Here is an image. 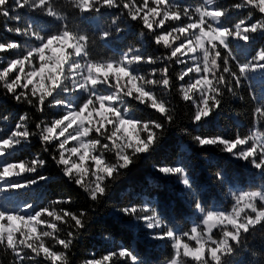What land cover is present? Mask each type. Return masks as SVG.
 Here are the masks:
<instances>
[{
  "label": "snow or ice",
  "instance_id": "6c2138e0",
  "mask_svg": "<svg viewBox=\"0 0 264 264\" xmlns=\"http://www.w3.org/2000/svg\"><path fill=\"white\" fill-rule=\"evenodd\" d=\"M8 4L9 0H0V16L19 23V17L10 15ZM209 5H214V0H205V5L198 6L195 9L198 18H194L190 8L185 6L181 9L169 0H73V7L82 14L99 13L102 8L110 10L122 7L127 10V18L130 21L142 24V28L152 34L156 45L170 49V55L162 58L164 61L174 59L177 64H185L186 59H191L194 67L188 66L186 70H182L179 79L184 80L189 74H196L194 82L189 80L186 85L181 86L183 100L195 105L191 117L193 122L200 121L220 104L225 88L235 94L234 86L239 87L241 78L249 71L264 70V48L245 63L237 61L238 71H234L230 64V60L236 59L230 47V38L249 41L252 39L251 34L264 32V22L249 23L240 20L231 28L221 24V18L231 9L239 10L251 6L264 13V0H242L241 3L233 4L231 9L209 8ZM23 8L43 10L48 16L58 17L50 0H14L13 11ZM184 18H187V23H184ZM168 21L176 22V26L164 31ZM112 23L116 24V20L113 19ZM5 27L9 32L34 39L37 43L23 47V51L16 58L8 60L6 66L0 69V87L17 103L33 105L38 111H43L45 105L62 110L61 118L54 119L50 124L36 125L41 141L51 143L53 139L59 140V158L53 155V159L58 165L64 166L63 174L69 180L84 187L92 201H98L104 195L105 181L117 169L127 167L131 157L147 152L165 126L161 120L140 121L129 117L127 109L121 108L124 98L129 97L146 107H151L158 111L164 120L173 122L172 109L166 107L165 101L159 99L148 87L171 88L173 85L168 75L171 65L166 64L163 69L153 68L148 76L142 75L134 65L155 64L156 59L140 55L139 49L136 48H129L119 59L93 60L88 52V35L73 30L67 22L59 31L53 33H43L30 23L24 27ZM157 29L162 30L160 34H157ZM120 31L121 28L117 26L115 32ZM98 35L101 39H108L113 33L101 31ZM141 35H144L143 31ZM175 41L180 43L176 45ZM21 47L15 41L0 42V53ZM221 49L227 54L222 55ZM157 76L160 78L157 79ZM59 93H79L83 94L85 99L78 105L65 103L64 100L56 98ZM49 97L51 101L48 100ZM94 115L98 119L93 120ZM253 115L257 120L264 119V104L258 105ZM3 119L7 120V117ZM27 119V115L20 116L11 132L0 138V157H5L8 150L27 142L35 135L25 123ZM69 129H73L74 134L70 133ZM92 132L96 133L97 138H90ZM69 139L77 141L78 147L66 149ZM193 139L201 146L221 147L222 151L250 161L255 168L264 169V141L255 133L250 136L237 134L235 139L201 136H194ZM47 150L45 148V151ZM65 151L70 153L71 157H78L79 162L70 163ZM93 151L98 154L93 155ZM108 151L115 153V160L111 163L104 159V153ZM89 157L94 167L85 166ZM44 164L45 161L39 158L27 162L0 163V192L24 188L36 183L38 179H44L37 177L25 182L12 179L35 172ZM159 171L166 175H177L181 178V183L189 185L181 167L163 166ZM89 177L94 179H89L86 186L85 178ZM233 196L235 204L231 212L205 210L197 202L195 207L202 214V225L196 224L189 231L180 233L172 229L165 230V225L154 208L133 205L116 210L142 221L150 230L151 238L171 242L174 256L169 264H185L184 258H191L196 264H224L225 257L234 253L242 244L245 234L264 222V190L240 191L238 194L233 193ZM61 211L62 215L55 209L49 210L46 207L33 214L31 205H24L15 212L0 208V245L12 250L17 258L16 264H25L26 260L35 262L41 254L44 259L51 261V264H67L66 251L72 245L73 232L68 233L70 239L55 237L65 252L51 250L41 238L51 237L58 232L57 221L67 223L70 219L75 222L72 227L78 230L83 227V217L87 213L81 211L77 215ZM45 213L51 220L44 218ZM40 225H46V229L51 231L45 228L38 231ZM213 229L220 231L219 239L215 238ZM185 237L187 241H195V246L185 241ZM36 241L41 242L36 244ZM24 249H30L34 255L22 254ZM116 259L136 264L133 254L122 247L109 252L102 260L94 259L88 264H114Z\"/></svg>",
  "mask_w": 264,
  "mask_h": 264
},
{
  "label": "trees",
  "instance_id": "16d2710c",
  "mask_svg": "<svg viewBox=\"0 0 264 264\" xmlns=\"http://www.w3.org/2000/svg\"><path fill=\"white\" fill-rule=\"evenodd\" d=\"M203 1L169 0L171 4L181 9L185 6L190 8L194 18H198L195 9L203 5ZM13 2L14 0H9L10 15L19 17L20 21L18 23L0 16V42L15 41L22 47L0 53V69L6 66L8 60L16 58L23 51V47L37 43L34 39L9 32L5 25L15 28L30 23L43 33H53L59 31L65 22L73 30L88 35V52L93 60L119 59L129 48H136L139 49L140 55L156 59L155 64L134 65L142 75L148 76L153 68L163 69L166 64L171 65L168 70L173 85L171 88L148 87L159 99L165 101L166 107L172 109L173 122L164 120L162 115L151 107H146L129 97L124 98L121 108H126L133 119L161 120L165 126L147 152L131 157L127 167L117 169L105 181L104 195L98 201H92L84 187L69 180L63 174L64 166L58 165L53 159V155L59 158V141L56 139L51 143L41 141L36 125L50 124L54 119L61 118V109L45 105L43 111H38L33 105L17 103L0 87V138L6 137L11 132L22 115H27L28 119L25 123L29 130L35 133L27 142L8 150L5 157H0V161L27 162L35 158L45 161V164L38 167L35 172L12 178L14 181L25 182L44 177L27 187L0 192V208L15 212L24 205H31L33 214L47 207L49 210L55 209L61 215V210L77 215L85 211L87 214L83 217V227L75 230L72 227L75 222L70 219L67 223L57 221L58 232L51 237L41 238L51 250L65 252L55 237L70 239L68 233L73 232L72 245L66 251L67 264H88L94 259L102 260L109 252L121 247L133 254L136 264H166L174 256L170 241L146 240L147 231L131 225L132 217L122 215L116 209L133 205L154 208L165 225V230L172 229L180 233L200 224L201 216L195 207L197 202L205 210L229 212L235 202L233 193L264 190V169L255 168L248 160L233 158L232 154L222 151L221 147L201 146L193 139L194 136L235 139L237 134L250 136L257 132L264 141V119L257 120L253 115L254 109L264 104V70L249 71L241 78L239 87H235L233 82L235 94L225 88L220 104L206 117L193 122L191 117L195 106L183 100L181 91V86L186 85L190 78L186 76L184 80L179 79L188 62L177 64L174 59L164 61L162 58L170 55V49L156 45L154 37L142 28V24L127 18V10L122 7L110 10L102 8L99 13L82 14L73 7V0H50L52 8L58 14L56 17L48 16L45 11L39 9L34 11L23 8L13 11ZM241 2L242 0H214V7L231 9L233 4ZM113 19L116 20V24L112 23ZM240 20L249 23L264 22V13L251 6L239 10L231 9L221 18V24L231 28ZM184 23H187V18H184ZM117 26L121 28L119 33L115 32ZM175 26L176 22L168 21L164 31ZM101 31H112L113 35L108 39H101L98 35ZM161 31L157 29V34ZM251 35L252 39L249 41L230 38V47L236 58L230 60L234 71H238L237 61L245 63L264 48V32ZM179 43L180 41H175L176 45ZM221 53L227 54L223 49ZM220 63L222 64V61ZM229 79L231 80V77ZM56 98L66 103L72 101L73 95L59 93ZM48 100L51 101V97ZM78 103L80 104L81 101ZM5 116L7 120L3 119ZM90 138H97L96 133H90ZM103 142L111 143V141ZM45 148L48 150L45 151ZM104 159L108 163L113 162L114 151L105 152ZM163 166H178L184 169V175L189 180L188 187L178 184L173 176L162 175L159 168ZM89 179L93 178H85L86 186L89 184ZM53 201H67V203L53 204ZM44 218L51 220L46 213ZM41 228L46 229V225H41ZM213 233L216 239L221 237L218 229ZM184 240L187 241L186 238ZM187 242L194 246L191 242ZM22 254L34 255L30 249H24ZM16 259L11 249L0 245V264H16ZM225 259L224 264H264V222L245 234L242 244ZM184 261L185 264H196L190 258H184ZM25 264H51V261L44 259L41 254L37 261L26 260ZM114 264H131V261L116 259Z\"/></svg>",
  "mask_w": 264,
  "mask_h": 264
},
{
  "label": "rangeland",
  "instance_id": "374dc122",
  "mask_svg": "<svg viewBox=\"0 0 264 264\" xmlns=\"http://www.w3.org/2000/svg\"><path fill=\"white\" fill-rule=\"evenodd\" d=\"M203 5H205V0L203 1ZM207 7H209V8H211V7H214V5H209V6H207ZM186 62H188V65H187V67L188 66H193L194 67V64L192 63V61H191V59H186ZM186 67V68H187ZM186 70V69H185ZM189 78H190V80H192L193 82H194V79L196 78V74L195 73H191V74H189ZM38 79V78H37ZM102 87V86H101ZM85 99V96L83 95V94H79V93H77V94H74L73 95V98H72V101L71 102H66V103H72V104H74V105H78L79 103V101H83ZM195 106V105H194ZM61 112H62V110H61ZM127 115L129 116V117H131V118H133L131 115H130V113L127 111ZM62 117V116H61ZM95 119H98V117H95V115L93 116V120H95ZM73 128H75V126H73ZM69 132L70 133H73L74 134V132H73V129H69ZM255 134H257L258 136H260L257 132H255ZM67 135V134H66ZM261 138V137H260ZM61 140L63 139V138H60ZM262 140V139H261ZM59 141V140H58ZM71 147H78V142L77 141H73V140H71V139H69V141H68V144L66 145V149L67 148H71ZM144 153V152H143ZM92 154L93 155H96V152L95 151H93L92 152ZM140 154H142V153H140ZM65 156H66V158H70V163L72 162V161H75V162H79V158L78 157H71L70 156V153H68L67 151H65ZM232 156H233V158H235V159H239L238 157H236L235 155H233L232 154ZM241 160H243V159H241ZM243 161H245V160H243ZM0 163H2L1 161H0ZM85 166L86 167H88L89 166V168H91V167H94V165H93V162L91 161V159H90V157L85 161ZM161 173V172H160ZM162 175H164V176H166V177H169V176H173L174 178H175V180H176V182L178 183V184H180L181 186H183V187H185V185L183 184V183H181V178L179 177V176H177V175H173V174H163V173H161ZM73 175H75V172L73 173ZM186 178V177H185ZM94 179V178H93ZM187 187V186H186ZM257 203H259V201L257 202ZM234 204H235V202H234ZM144 207H147V206H144ZM149 208V207H148ZM150 209V208H149ZM216 211H218V210H216ZM229 212H231V210L229 211ZM198 214L201 216V222H200V224L202 225V214L199 212V210H198ZM122 215H124L123 213H122ZM130 224L131 225H133L134 227H136V228H138V229H142V230H145V231H147V234H146V236H145V239L146 240H148V241H160V240H157V239H153V238H151V236H150V234H149V232H150V230H148L145 226H144V223L142 222V221H139V220H136V219H133L132 218V220L130 221ZM41 226V225H40ZM40 226H38V231L40 230ZM215 230H217V229H213V232L215 231ZM186 238V237H185ZM187 239V238H186ZM36 242H38V241H36ZM189 242H191L194 246H195V241H189ZM170 244H171V242H170ZM193 246V247H194ZM173 253H174V250H173ZM191 259V258H190ZM170 262V261H169ZM169 262L168 263H166V264H169Z\"/></svg>",
  "mask_w": 264,
  "mask_h": 264
},
{
  "label": "crops",
  "instance_id": "0c3cea01",
  "mask_svg": "<svg viewBox=\"0 0 264 264\" xmlns=\"http://www.w3.org/2000/svg\"><path fill=\"white\" fill-rule=\"evenodd\" d=\"M186 187V186H185ZM188 187V186H187Z\"/></svg>",
  "mask_w": 264,
  "mask_h": 264
}]
</instances>
